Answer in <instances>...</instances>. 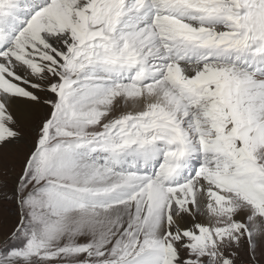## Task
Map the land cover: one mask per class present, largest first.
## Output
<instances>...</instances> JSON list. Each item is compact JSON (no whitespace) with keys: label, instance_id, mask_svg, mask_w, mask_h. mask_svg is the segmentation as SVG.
<instances>
[{"label":"snow or ice","instance_id":"6c2138e0","mask_svg":"<svg viewBox=\"0 0 264 264\" xmlns=\"http://www.w3.org/2000/svg\"><path fill=\"white\" fill-rule=\"evenodd\" d=\"M0 264H264V0H0Z\"/></svg>","mask_w":264,"mask_h":264}]
</instances>
